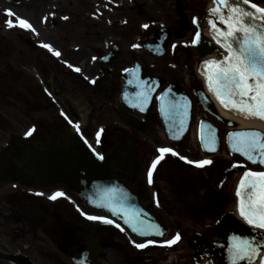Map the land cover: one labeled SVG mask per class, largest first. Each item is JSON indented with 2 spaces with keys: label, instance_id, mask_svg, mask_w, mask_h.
<instances>
[{
  "label": "flooded vegetation",
  "instance_id": "af4514ba",
  "mask_svg": "<svg viewBox=\"0 0 264 264\" xmlns=\"http://www.w3.org/2000/svg\"><path fill=\"white\" fill-rule=\"evenodd\" d=\"M208 10L206 0H0V218L8 230L21 238L30 229L36 232L33 238L39 232L51 245L44 246L46 257L58 264H74L71 256L85 257L88 264L154 263L156 243L136 248L142 239L125 225L114 218L113 224L88 220L81 211L111 218L83 205L66 185L51 183L57 178L55 166L42 158L55 156L81 138L101 156L119 140L135 148L141 175L116 167L112 172L133 186L142 207L167 224L168 231L180 237L188 233L184 244L201 241L205 246L220 240L214 226L217 218L207 216L216 210L207 209L205 198L213 194L211 190L218 194L220 186L230 200L232 172L227 177L225 173L231 160L197 157L202 152L196 143L194 158L212 163L192 167L179 158L187 155L179 147L182 143L169 141L168 147L178 155L165 153L149 184L147 169L160 155L159 137L166 136L157 98L144 113L127 109L120 101L124 69L146 52L171 62L159 72L145 71L163 77L159 93L174 80L182 83L192 99L191 124L198 126L206 117L223 133L222 124L199 104L198 83L187 68L197 62L190 41L197 31L202 35L211 15ZM17 17L28 20L32 29L18 27ZM8 20L13 27L7 26ZM158 42L162 44L157 46ZM148 44L151 51L145 48ZM158 51L163 54L156 57ZM180 56L183 71L172 64ZM196 105L203 114L195 115ZM129 115L135 117L134 125L125 121ZM74 125H79V132ZM29 128L34 130L25 136ZM57 191L64 196L48 199ZM189 211L198 215L197 222L187 216ZM205 254L208 260L222 258L211 251Z\"/></svg>",
  "mask_w": 264,
  "mask_h": 264
},
{
  "label": "snow or ice",
  "instance_id": "6c2138e0",
  "mask_svg": "<svg viewBox=\"0 0 264 264\" xmlns=\"http://www.w3.org/2000/svg\"><path fill=\"white\" fill-rule=\"evenodd\" d=\"M209 13L213 17L208 23L213 33V40L216 41L225 54L220 59L210 58L202 62V70L207 83V87L221 105L225 108L245 116L246 118H258L264 121V7L252 3L251 0H213V7L209 8ZM11 15V12L8 13ZM215 21L223 27H218ZM197 20L193 18V24ZM8 27H13L11 20L6 21ZM16 24L21 29H32L28 20L17 17ZM147 27V25H143ZM200 40V32L197 31L192 37L190 43L196 45ZM43 47L53 51L48 44ZM137 47V45H132ZM174 47V46H173ZM59 56V52H53ZM80 71L79 68L75 69ZM128 71V69H124ZM141 91L137 93V100L143 104L148 100L150 89L143 85H138ZM163 96L157 97L158 100ZM140 106V105H134ZM180 105L177 103L167 102L161 104L162 113H174L181 116L180 125L183 126V113L178 112ZM143 111V107H141ZM63 115V113H62ZM71 123V121H70ZM79 132V125H74ZM34 129L29 128L25 136L30 135ZM100 131L96 132L97 138ZM230 138L229 146L232 151L239 153L246 160L253 164L264 165V133L258 130L236 131L228 133ZM201 146L208 151H214V148H208L212 138L201 131ZM86 143V141H85ZM160 155L156 156L147 169V180L153 182V171L157 164L164 158L165 153H171L173 156L178 155L169 147L158 148ZM102 158V157H100ZM188 164H194L196 167H203L212 163L210 159L189 160L184 156L179 157ZM233 164V167H236ZM64 196V193L57 191L48 197L50 200H56ZM237 197L236 208L239 217L250 227L264 230V171H252L246 169L243 171L235 188ZM116 199L115 190L109 189L105 196V203L97 205L108 208L114 215L121 211V206L114 203ZM80 211L79 209H77ZM88 220H99L104 224H113L114 221L103 216H92L86 213H80ZM126 224L131 225L132 231L140 236L148 233L137 227V214L130 213L124 209L122 217ZM120 228L119 224L115 225ZM149 230L155 235H162L158 225H148ZM123 231V229H120ZM180 239V234L172 236L171 239L159 243L167 246L175 244ZM157 243L151 239L144 243H135L138 249L145 248L147 245ZM259 245L252 239L232 236L229 240L228 253L230 264H238L239 261H252L257 258ZM259 264H264V255L259 257Z\"/></svg>",
  "mask_w": 264,
  "mask_h": 264
},
{
  "label": "water",
  "instance_id": "95a60500",
  "mask_svg": "<svg viewBox=\"0 0 264 264\" xmlns=\"http://www.w3.org/2000/svg\"><path fill=\"white\" fill-rule=\"evenodd\" d=\"M216 23L218 27H223L219 24V21H216ZM196 46H198V57L205 56L206 54L211 52V42L208 38H203L199 40ZM134 64V67L128 68V71L124 73L126 81L124 86L126 89L121 94V99L126 107L137 109L139 111L141 110V107H143V111H141L144 112V110L149 107L150 101L153 98L155 92L160 88L163 78L143 74L141 64H139L138 62H134ZM138 85H143L144 87L150 89V91L148 92V100L143 104H140V101H138L136 98L137 93L141 91V88L138 87ZM197 93L200 103L206 109L211 111L212 103L209 97H207L205 93ZM212 95L213 97H215L220 106L225 109V107L221 105L220 101L216 98V96L213 93ZM161 96H163V98L159 100V109L161 107V104H165L167 102L177 103L180 105L178 112H181L182 110L183 113L184 122L182 127L180 125V115L175 114L173 118L166 115L165 113H162L161 110L160 114L163 117L164 127H166L168 137L171 140L181 141L184 139V135L186 134V131L188 129V124L191 116L190 99L178 82H172L167 89L160 93V97ZM228 110L232 111L231 109ZM219 118L225 124H228L230 126L234 125L233 121L231 120L225 119L221 116H219ZM177 120L180 128L176 125L175 121ZM200 125L201 126L199 129V136H201V131L203 130L205 135L212 138V140L214 141L208 143L207 147L214 148L215 150L208 151L207 148L202 146L201 147L205 152L207 151L209 153H216V151H218L220 148L219 135H217V128L210 127V125L205 119L201 120ZM249 130H258L261 133H264L260 129H255L251 127L233 129L228 133ZM228 133L226 146L228 147V150L231 153L238 155L239 153L232 151L229 146L230 138L228 136ZM133 150L131 147L129 148L128 146L120 142L112 150L113 152H110L106 158H100V156L98 157L96 154L93 153V151H91L89 146H87L86 144L84 146L81 141H78L77 146L76 144L70 143L69 147H66L65 149H63V151L59 152L60 155L57 157L56 164H58L59 166V171H57L59 174V178L57 181H61L65 185L69 186V188L74 191L76 195L80 196L82 202L85 205L89 207L91 206L97 211H103L111 216L114 214L109 211L108 208L102 206L98 207L97 205H103L105 203V196L108 194V190L114 189L116 196L114 203L117 206H121V211L118 214L114 215L118 220L124 223V225H127L133 234L135 233V235L140 236L138 233L132 231L131 225L126 224L124 222V219L122 217L124 215V209H126L130 213L137 214L138 221L143 222L142 224L137 223V227L141 228L142 230L148 233L145 236H156L155 233L149 230L147 226L158 225L159 230L162 232V235L157 236L163 237L165 235V228L163 227V223H161L156 217L152 216L141 208L140 203H138V200L135 198L134 194L131 193L132 186L125 182L123 179L118 178L111 170L112 163L114 162V166L116 168H119L120 170L122 169L124 171H131L139 176V163L138 160H136V151ZM255 165L264 167V165H260L258 163ZM211 202L213 203V205L217 204L216 200H211ZM188 215L192 216L191 214ZM217 229L219 230L220 235H222L223 239V243H221L222 246L220 247V249H222L223 253H225L227 256V259L224 262L225 264H230L228 245L230 237L232 236H239L252 239L257 245H259V250L264 245V233L254 228L246 226L245 223L236 219L235 217L228 216L227 218L222 220L220 225L217 226ZM216 247L219 248L218 245ZM259 252L260 251H258L257 255L259 254ZM0 259L4 261L8 260L10 262H13L14 264H34V262L31 261L29 257L19 252H3L0 250ZM72 260H74L77 264H86L84 263L83 259L72 258ZM252 263H254V260H242L238 262V264Z\"/></svg>",
  "mask_w": 264,
  "mask_h": 264
},
{
  "label": "rangeland",
  "instance_id": "374dc122",
  "mask_svg": "<svg viewBox=\"0 0 264 264\" xmlns=\"http://www.w3.org/2000/svg\"><path fill=\"white\" fill-rule=\"evenodd\" d=\"M128 17L131 18L132 17V12H128L127 13ZM183 56H180V58L177 60V58H174V61L172 60V64L174 65L175 69L183 71V69H181L182 67V60H183ZM141 63L144 65V69L145 71H152L154 73L159 72V70H161L162 68H166L168 65H170L171 62L166 61L165 59H155L153 58L149 53L144 52V54H142V59L140 60ZM177 61V62H176ZM195 66H196V62L195 61H191L190 66L187 67L189 70H195ZM185 80V79H184ZM191 80V79H190ZM186 81V80H185ZM184 81V82H185ZM195 81L198 82V78H195ZM194 113L196 116H199L201 114H203V110H201L197 105L194 108ZM98 120H101L99 117H97ZM224 132L220 135H222L221 138V146H224V142H225V137H226V132L228 130L227 126H223ZM160 139L158 140V142L160 143L159 145H161L160 147L163 146H169L167 145L169 143V141L167 140V138H165V136H160ZM195 139L192 136H187L184 140V142L182 144H180V148L182 149V151L186 150L187 152H185V154H187L185 157L189 160H195L194 156L196 153L195 150ZM187 147V148H186ZM225 147V146H224ZM191 155V157H190ZM197 157H202V155H199ZM222 158L221 153L217 154L214 156L215 159L217 158ZM228 160H231V163L236 162L235 157H230V159L228 158ZM231 181H229V183H233L235 182V179H230ZM6 220L0 218V249L3 251H9V252H17V251H21L27 255H29L31 257V259L33 261H35L36 264H58L57 260H55L53 257H46L45 252H44V246L45 244L48 243V248L51 247V245L49 244L50 242H47L48 240L42 236L39 232L34 235L33 238V234L35 232V230L30 229V233L27 235H25L24 237L21 238L20 235H15L14 232H11L10 230H8V227L6 228V225H4ZM9 226H14V224L11 223H6ZM169 229H172V225H169ZM173 230L167 232V237H170L172 235ZM21 233V232H20ZM36 233V232H35ZM185 234L183 235V238L181 240V242L173 247L164 249L162 248L161 245H158L159 241L158 240V247H159V251L157 254V257L154 260L153 264H185L186 261L181 262L180 260H185L186 256H188L189 252H188V248L185 246V244H183V242L185 241V236L188 234L186 232H184ZM9 234V235H7ZM36 236V237H35ZM140 242H145L144 240H140ZM161 247V248H160ZM168 253H172L170 254L171 256H167ZM167 258H165V256ZM66 262L67 260L64 258V256H61ZM182 257V258H181ZM168 258H171V261L169 263L168 262H164L163 259L166 261ZM0 264H11L10 262H4L0 260Z\"/></svg>",
  "mask_w": 264,
  "mask_h": 264
},
{
  "label": "bare ground",
  "instance_id": "6f19581e",
  "mask_svg": "<svg viewBox=\"0 0 264 264\" xmlns=\"http://www.w3.org/2000/svg\"><path fill=\"white\" fill-rule=\"evenodd\" d=\"M215 103L219 114H221L224 118L232 120L239 128L253 127L256 129L259 128L260 130L264 131V123L261 122L260 120H256L254 118H246L240 114L232 113L226 109L224 110L223 108L220 107V105L216 101ZM193 136H194V132H193Z\"/></svg>",
  "mask_w": 264,
  "mask_h": 264
}]
</instances>
